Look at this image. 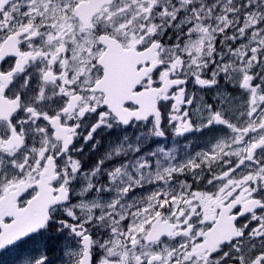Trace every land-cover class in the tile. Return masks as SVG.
I'll return each mask as SVG.
<instances>
[{
	"label": "snow or ice",
	"instance_id": "snow-or-ice-1",
	"mask_svg": "<svg viewBox=\"0 0 264 264\" xmlns=\"http://www.w3.org/2000/svg\"><path fill=\"white\" fill-rule=\"evenodd\" d=\"M0 264H264V0H0Z\"/></svg>",
	"mask_w": 264,
	"mask_h": 264
},
{
	"label": "flooded vegetation",
	"instance_id": "flooded-vegetation-1",
	"mask_svg": "<svg viewBox=\"0 0 264 264\" xmlns=\"http://www.w3.org/2000/svg\"><path fill=\"white\" fill-rule=\"evenodd\" d=\"M109 139V137L107 136H104L103 137V142L104 143H107V140ZM189 140L192 141V144H193V149L196 150L198 149L199 146H201L202 144V139H197V136L194 134V135H191L189 136ZM184 143H186V141H183L181 140L180 141V144L183 145ZM169 146H171V140H169ZM101 151H103V148L101 149ZM94 158V157H93ZM88 163L91 162V160H87Z\"/></svg>",
	"mask_w": 264,
	"mask_h": 264
}]
</instances>
